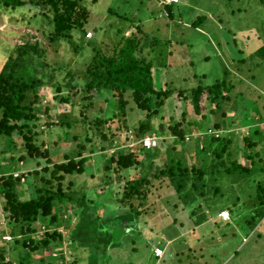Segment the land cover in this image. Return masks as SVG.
I'll list each match as a JSON object with an SVG mask.
<instances>
[{"label":"trees","instance_id":"16d2710c","mask_svg":"<svg viewBox=\"0 0 264 264\" xmlns=\"http://www.w3.org/2000/svg\"><path fill=\"white\" fill-rule=\"evenodd\" d=\"M160 1L158 3L165 14L174 19L173 8L181 5V0L179 4L172 5H163ZM259 1L264 6V0ZM85 3L86 0H0V15L18 16V10L28 4L37 8L36 13L32 9L26 10L28 17L30 20L42 17L43 24L50 27L49 31H43V35L48 37L51 45L65 42L76 51L84 48L92 51L90 63L80 74L82 78L68 71L71 80L66 84L55 80L56 69L48 62L47 49L39 42L25 40L22 45L11 46L13 51L0 68V140L6 142V148L0 153L11 154L9 162L0 163V211L9 227V230H0V243L6 245L0 247V264H16L8 259L7 235L11 237L10 242L25 251L19 264H67L63 248V238L67 234L60 231L63 227L69 232V249H89V264H101L111 250L122 247L126 235L142 234L138 228L149 209L155 181L167 179L185 198V184L196 188L199 182H213L215 178L209 177L219 173L236 172L248 174L250 178L257 165L255 160L259 157V152L252 153L264 146V131L252 126L256 116L261 115L260 108L248 100L245 92L235 93L237 85L232 79L235 75L228 69L213 84L205 85L201 80L193 89H181L178 100L182 97L191 101L195 118L188 121L187 114L183 113L182 120L175 121L171 117L168 124L163 123V110L168 100L174 99L175 91L164 84V78L159 77L161 70L167 69V62L164 63L167 46L161 40L158 29L145 31L141 25L135 27L131 18L118 15L135 28L130 36H126L129 29L118 27L115 43L103 49L101 40L87 38L89 32L86 25L91 11ZM204 21L206 16L203 15L191 21L190 27L199 30ZM255 58L264 62V44L251 55L250 60ZM243 62L247 64L248 59H243L240 64ZM67 65L71 66L70 63ZM47 80L51 81L49 85L57 93L54 98L60 103L72 102L71 96L64 94L68 90L75 91L74 95L84 94L83 100H89L91 104L96 96L107 102L105 116L98 115L93 122V129L101 138L99 143L92 145L93 149L90 147L94 155H87L85 143H80L76 147V156L66 154V161L59 163L52 160L49 150L40 142V128L44 123L50 125L52 119L49 105L43 104V95L40 94L41 89L48 86ZM239 83L245 84V81L240 79ZM131 102L145 114V118L134 129L131 137L133 146L130 147L121 143L124 126L119 122L125 119L129 109H133ZM235 104L236 108L232 106ZM207 111L209 114H205ZM242 112V120L232 123L233 117ZM211 115L220 117L213 125ZM61 126L72 127L70 121ZM243 126L250 127L242 129ZM195 130L208 135L209 143L199 141L200 146L197 144L195 148L201 165L196 162L188 165L184 162V157H188L186 151L177 152L175 147L178 143L190 147L187 139ZM151 134H156L163 141L147 149L142 140ZM68 135L66 133V137ZM16 136L22 139L20 145L15 141ZM169 140L176 143L171 147L166 145L164 149ZM234 143L249 166L242 164L238 158L232 160L231 146ZM138 146L140 149H137ZM111 150H114L113 153H110ZM98 151H103L106 159L103 165L97 164L101 180L98 183L92 181L90 189L78 191L71 178L95 166V158L101 154ZM226 155L231 157L228 163L224 160ZM30 165L32 170L28 168ZM16 172L20 174L16 175ZM115 181H118L117 187L113 185ZM254 183L258 204L264 206V178L255 179ZM25 184L33 189L27 198H24L26 192L21 187ZM114 187L118 189L121 211L109 215L106 206L101 205L105 214L100 215V202L93 200L91 195L95 194L100 201L110 198ZM96 188L103 192L96 193ZM214 188L218 193L220 189L217 186ZM76 210L79 213L68 217ZM230 213L233 223L236 218L233 219L234 213ZM75 218L77 222L73 223ZM67 223L69 225L65 226Z\"/></svg>","mask_w":264,"mask_h":264},{"label":"rangeland","instance_id":"374dc122","mask_svg":"<svg viewBox=\"0 0 264 264\" xmlns=\"http://www.w3.org/2000/svg\"><path fill=\"white\" fill-rule=\"evenodd\" d=\"M85 4L91 11L86 25L89 32L87 38L95 37L96 40H101L103 49H108L115 43L118 27L129 29L126 36H130L132 29L140 25L145 31L158 29L161 40L167 46V59L164 62H167V69L166 72L161 70L159 77L164 78V84L175 91L174 99H169L163 110V123L168 124L171 117H174L175 121L182 120L183 113L187 114L188 121L195 118L191 101H185L182 97L178 100L181 89L185 91L193 89L201 80L205 85L213 84L222 78L224 70L228 69L235 75L232 78L237 85L235 93L245 92L248 100L260 108L261 115L256 116L255 125L252 126L264 131V67H262L264 62L256 58L250 60L251 55L264 44V6L259 0H181V5L173 8L174 19L165 16L158 0H86ZM28 9L35 13L38 11L28 4L18 10V16L5 13L0 15V68L13 51L11 46L14 48L24 44L25 40H30L33 43L39 42L47 49L48 62L56 69L55 80L64 84L70 82L69 72H75L77 78H82L81 72L92 59L91 49L84 48L79 52L65 42L51 45L48 37L43 35V31H49L50 27L43 24L41 16L30 20L29 12L26 11ZM118 15L131 18L135 21V27L129 26ZM203 15L206 16V21L199 25V30L190 27L191 21L194 22ZM153 34L156 35L154 32ZM243 59H248L247 64L244 62L240 64ZM68 63L71 66H68ZM238 69L242 70V73ZM240 79L244 80L245 84H240ZM49 84L51 81L47 80L48 86L42 88L40 94L43 95V104L49 105L52 119L50 125L44 123L40 128V142L45 144L52 160L59 163L66 161L64 160L66 154L76 156V147L80 143H85L87 155H94L91 154L90 147L93 149L92 145L99 143L101 138L93 129V122L98 115L105 116L107 102L96 96L91 104L89 100H83L84 94L74 95L75 91L68 90L64 91V94L70 95L72 102L60 103L55 100L57 93ZM130 106L133 109L128 110L127 116L119 124L124 126L121 143L131 147L134 129L145 118V114L139 112L132 102ZM108 113L111 116L109 110ZM205 114H209V111ZM210 118L211 125L220 119L214 115ZM242 118L243 112L237 113L232 123ZM68 121L72 127L63 128L61 124ZM155 123L158 124V121L155 120ZM248 127L250 126H243L242 129ZM103 130L108 134L106 128ZM212 130L215 134V130ZM66 133H69L67 137ZM193 135L187 139L190 147L178 143L175 150L184 153L186 151L188 154V157L187 155L184 157L186 164L196 162L201 165V160L196 157L195 148L197 144L200 146L199 141L209 143V138L208 135L199 134L196 130ZM15 141L18 145L22 143L18 136L15 137ZM172 141L169 140L164 149L166 145L171 147L176 143L175 140ZM4 148L6 142L0 140V150ZM260 148L252 153L254 155L259 152V157L255 160L257 165L249 175L252 176L250 178L244 173L246 176L236 172L222 175L219 173L209 177L215 178L213 182H199L196 188H191L189 183L185 184L183 186L185 198L181 193H177V186L173 187L167 179L155 181L153 187L155 192L149 198V209L138 228L142 230V234L138 235L135 232L131 237L126 235L123 239L125 244L122 243V247L111 250L101 264H264V206L258 204L254 189V180L264 178V174H261L264 171V146ZM231 151L234 154L232 160L238 158L242 164L250 165L235 143L232 144ZM99 152L101 154L95 158V166L90 167L88 172L71 178L75 186L73 187L78 191L90 189L92 181L98 183L101 180L97 164L103 165L106 159L103 151L97 153ZM10 158L9 152L0 153V163L6 164ZM230 158L225 156L226 163ZM28 168L31 169L32 165ZM113 185L117 187L118 181ZM214 186L220 189L218 193H215ZM21 187L26 192L24 198L33 192L26 184ZM116 187L111 190L110 198L101 201L95 194L91 195L93 200L100 202L98 207L100 215L105 214L101 205L106 206L109 215L121 211ZM95 192L103 191L96 188ZM105 193L108 195V192ZM222 206L234 213L236 220L230 226L224 225L226 221H222L224 224L215 223L216 219H221L219 209ZM76 213H79V210L72 211L68 217H74ZM0 219H2L0 230H9L1 211ZM74 222H77V218L73 220ZM68 225L67 223L65 226ZM60 231L67 234L63 238L67 264H89L90 250L69 249V232L64 227ZM5 238L9 245L8 259L19 264L24 258L25 251L10 242V236L7 235ZM3 245L5 243L1 242L0 247ZM157 248L164 250L163 257L155 255Z\"/></svg>","mask_w":264,"mask_h":264},{"label":"built area","instance_id":"2783aa9c","mask_svg":"<svg viewBox=\"0 0 264 264\" xmlns=\"http://www.w3.org/2000/svg\"><path fill=\"white\" fill-rule=\"evenodd\" d=\"M161 4L163 5H172V4H179L180 0H161ZM167 17L169 16L168 13L165 14ZM159 144V138L156 134L152 136H147L143 139V145L147 148H153L156 147ZM224 221H228L230 219V213L229 211H222L219 215ZM155 255L157 257H162L164 255V250L157 248L155 250Z\"/></svg>","mask_w":264,"mask_h":264},{"label":"crops","instance_id":"0c3cea01","mask_svg":"<svg viewBox=\"0 0 264 264\" xmlns=\"http://www.w3.org/2000/svg\"><path fill=\"white\" fill-rule=\"evenodd\" d=\"M224 210H228V209H225V207L224 208H222L221 209V211H224ZM211 214V213H210ZM233 219H234V217H233ZM210 220H212V219H210ZM217 221L215 222L216 224H218V223H220V224H224V223H222V221H224L223 219H216ZM231 224H233L231 221L229 222V224L228 223H226V224H224L225 226H230ZM246 239H244V241H245Z\"/></svg>","mask_w":264,"mask_h":264},{"label":"clouds","instance_id":"9594fccd","mask_svg":"<svg viewBox=\"0 0 264 264\" xmlns=\"http://www.w3.org/2000/svg\"><path fill=\"white\" fill-rule=\"evenodd\" d=\"M166 16V15H165ZM167 17V16H166ZM169 17V16H168ZM152 135H154V134H151V135H148V136H152ZM147 137V136H146ZM159 138V137H158ZM161 140V138H159V141ZM142 143H143V140H142ZM144 146V145H143ZM145 147V146H144ZM224 211H229V210H224ZM221 213V212H220ZM220 213H219V215H220ZM229 213H230V211H229ZM221 218V217H220ZM222 219V218H221ZM231 221V213H230V219L228 220V221H226V223H229ZM164 256V255H163ZM162 256V257H163ZM161 258V257H160Z\"/></svg>","mask_w":264,"mask_h":264}]
</instances>
